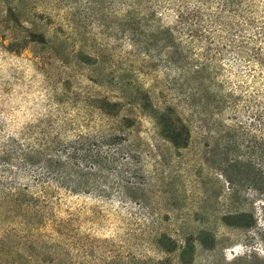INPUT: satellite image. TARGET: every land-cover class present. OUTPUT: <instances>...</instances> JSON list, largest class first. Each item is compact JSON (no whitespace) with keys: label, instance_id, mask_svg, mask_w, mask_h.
<instances>
[{"label":"rangeland","instance_id":"374dc122","mask_svg":"<svg viewBox=\"0 0 264 264\" xmlns=\"http://www.w3.org/2000/svg\"><path fill=\"white\" fill-rule=\"evenodd\" d=\"M144 93L175 109L180 146ZM260 104L264 0H0V159L11 139L128 120L152 184L133 201L71 193L0 161V264H264L247 167Z\"/></svg>","mask_w":264,"mask_h":264},{"label":"trees","instance_id":"16d2710c","mask_svg":"<svg viewBox=\"0 0 264 264\" xmlns=\"http://www.w3.org/2000/svg\"><path fill=\"white\" fill-rule=\"evenodd\" d=\"M169 32L157 31L156 38L164 39L162 35L168 36ZM143 97L147 105L144 109L162 129L160 135L175 147L180 146L177 140L182 136L181 121L175 116V109L166 106L165 102L161 107L154 106L147 93ZM249 114L251 140L247 148L252 159L247 167L252 175L254 192L264 200V105H254ZM128 126L130 121L123 120L114 124L113 129L76 135L67 141L59 138L11 139L3 146L0 161L3 164H7L6 160L13 161L20 169L38 167L43 171L42 182L51 180L71 193L108 196L117 192L123 200H139L143 190L151 188L152 184H142L145 180L139 177L137 167L132 163L139 154L140 141L123 132ZM181 140V144H185L187 139ZM120 156H125L129 162L118 163Z\"/></svg>","mask_w":264,"mask_h":264}]
</instances>
